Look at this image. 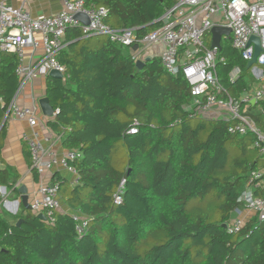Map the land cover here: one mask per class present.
<instances>
[{"label": "trees", "instance_id": "obj_1", "mask_svg": "<svg viewBox=\"0 0 264 264\" xmlns=\"http://www.w3.org/2000/svg\"><path fill=\"white\" fill-rule=\"evenodd\" d=\"M173 4L85 0L86 7L107 10L104 22L112 28H133L136 40L162 27ZM65 41L58 55L64 77L46 76L45 97L56 112L47 124L66 132L64 149L81 153L70 162L78 182L52 176L68 210L56 211L53 222L27 207L18 227L0 217V264H264V222L253 217L234 233L226 227L244 204L246 186L264 195V158L252 135L231 134L232 121L189 115L192 96L182 73L169 74L159 57L138 67L132 54L138 41L125 46L103 35L85 37L77 27L66 31ZM230 43L219 49L216 76L238 99L255 78ZM17 63L14 53H0V126L19 84ZM234 67L240 73L231 79ZM261 109L264 101L250 102L245 114L264 129ZM134 121L137 132L128 134ZM24 154L30 165L27 147ZM253 172L262 175L252 179ZM18 178L13 168L0 166V185L15 191ZM122 179V201L115 204ZM70 212L88 221L81 236Z\"/></svg>", "mask_w": 264, "mask_h": 264}, {"label": "built area", "instance_id": "obj_2", "mask_svg": "<svg viewBox=\"0 0 264 264\" xmlns=\"http://www.w3.org/2000/svg\"><path fill=\"white\" fill-rule=\"evenodd\" d=\"M174 4L165 11L161 19L165 24L150 32L142 39H135L134 29H115L104 22L107 10L104 7H86L85 0H61L59 12L45 16H32L23 7H11L0 1V53L9 52L17 56L15 73L19 77L17 90L9 102L4 120L10 116L24 121L27 130L22 131L21 140L30 155L29 169L38 175V184L29 202L30 209L36 214L42 213L48 222L54 221L56 211L63 209L59 190L60 185L52 181V170H67L72 176V183L78 182L77 171L70 164L81 158L76 150H65L57 156L51 148L42 144L36 128L39 118L38 105H19L16 101L19 91L35 71L47 75L50 70L64 74V66L58 61V55L66 45L65 33L71 27L81 30L83 36H106L110 42L130 46L138 41L140 47L162 42L164 49L159 55L162 67L171 75L180 71L186 79L192 96L187 108L189 115L199 114L207 118H220L232 121L228 131L231 134L244 136L251 134L252 146L264 158V129H261L243 109L251 99L254 102L264 101V0H173ZM83 13L87 22L81 23L74 15ZM214 26L228 27L231 33V46L241 58L249 61L253 56V44L250 36L259 38L261 52L256 59V70H259L263 83L252 96L244 94L236 99L231 97L217 81L216 62L219 58L217 47H205L206 33ZM42 37L43 53L31 65L22 63L23 48L36 47L34 34ZM140 49V48H139ZM138 49V50H139ZM138 54L134 55L137 59ZM254 68V69H255ZM253 69V70H254ZM255 73V70H254ZM1 101V99H0ZM264 120V109L260 110ZM137 132V122L127 130L128 134ZM261 172H253L252 179L260 178ZM125 179L113 195V202L120 204ZM250 186V185H248ZM259 183L255 185L258 187ZM15 187V186H14ZM242 195L243 208L252 212L257 223L264 222V195L255 196L252 192ZM240 209L235 210L239 214ZM74 229L78 236L85 233L88 221L80 212H70ZM247 221L236 215L226 224L229 233L237 232Z\"/></svg>", "mask_w": 264, "mask_h": 264}, {"label": "crops", "instance_id": "obj_3", "mask_svg": "<svg viewBox=\"0 0 264 264\" xmlns=\"http://www.w3.org/2000/svg\"><path fill=\"white\" fill-rule=\"evenodd\" d=\"M4 5L11 6L14 8L23 7L29 11L30 15L36 17L39 15L49 16L60 11L62 8L61 0H0ZM210 34V33H209ZM34 37L38 42L36 47L26 46L23 48L22 63L24 65L33 64L37 58H39L43 53V43L42 37L39 33H35ZM211 45V34L208 38ZM223 41H231V33L227 36L223 35L221 38V45ZM231 44V43H230ZM232 47V46H231ZM164 49V44L162 42L152 43L146 47H140V49L135 50L133 55L138 54L137 59H144L146 57L153 58L159 57L160 53ZM247 63V61H246ZM256 64L252 65L249 69L250 74L255 78V83L248 94L252 96L254 91L261 86L263 83L260 77L259 70H256ZM255 68V69H254ZM255 73H254V70ZM238 67H234L230 72L231 79H234L240 72ZM48 75V74H47ZM38 71H35L31 78L25 83L23 88L19 91L17 95V103L19 105H31L36 102L38 105V99L45 96L46 91V76ZM64 74L62 76L64 77ZM253 104H257L253 102ZM244 111L248 109V106L243 107ZM37 115L39 122L37 123V130L39 132L40 140L44 147L51 148L57 156H61L66 150L62 145V141L66 135V132L62 130L60 134L53 131L47 122L54 117L44 116L40 108L37 109ZM27 125L24 121H20L13 116L6 119L5 122V137L0 148V166L11 167L19 175L15 183V187L18 189L21 186L25 187L28 194V202L31 201L34 191L37 187L38 180H34L33 172L29 169V164L27 162L26 155L24 154V148L26 145L21 140L22 131L27 130ZM65 169L54 168L52 174H58L61 178H65L67 181H71L73 176H65ZM264 185V182H261ZM73 184V183H72ZM33 193V194H32ZM247 195L251 193V186H246L242 190V195ZM22 194L18 190L13 191L11 188L0 185V217L3 218L10 224H15L17 221V216L22 213L24 206L21 204L20 196ZM62 198L60 196V202L62 207ZM66 208V207H65ZM239 215L245 221H248L254 217L253 213L248 211L246 208L240 207L239 214L235 212L232 214L231 218Z\"/></svg>", "mask_w": 264, "mask_h": 264}, {"label": "water", "instance_id": "obj_4", "mask_svg": "<svg viewBox=\"0 0 264 264\" xmlns=\"http://www.w3.org/2000/svg\"><path fill=\"white\" fill-rule=\"evenodd\" d=\"M74 17L77 20H79L81 23H86L87 22L86 16L83 13H76L74 15ZM209 33L211 34V45H210V47H217L218 49H220L221 48V38H222L223 35L227 36V35L230 34V28L221 27V26H214V27H212L210 29ZM249 44H253V56L246 63V67L247 68H250L252 65L256 64L257 56L261 52L260 42H259V38L257 36H254V35L250 36ZM136 47H137L136 44L133 45L134 49H136ZM149 59H150L149 57H146L144 59H137L136 60V65L138 67H141V66H143L145 61H147ZM48 76L53 77V78H59V79L63 78L62 73H60L57 70H50L49 73H48ZM254 100L255 99L252 98L251 99V103H253ZM38 107L40 108V110L42 111L44 116L52 117L56 113L54 111V109L52 108V106L50 105L48 98L45 97V96L38 99ZM3 124H4V120L2 121L0 128L3 126ZM17 190H18L19 193L22 194L20 196L21 204L24 207H27L28 209H30V205H29V202H28V194L26 192L25 187L21 186ZM37 217L39 219H44L45 218V216L42 213L37 214ZM20 222H21V220L18 219L16 221L15 225L18 227L20 225ZM222 227L225 228V224H222Z\"/></svg>", "mask_w": 264, "mask_h": 264}, {"label": "rangeland", "instance_id": "obj_5", "mask_svg": "<svg viewBox=\"0 0 264 264\" xmlns=\"http://www.w3.org/2000/svg\"><path fill=\"white\" fill-rule=\"evenodd\" d=\"M64 175L65 176H69V175H71L67 170H64Z\"/></svg>", "mask_w": 264, "mask_h": 264}]
</instances>
